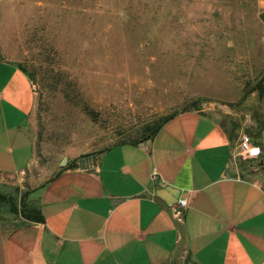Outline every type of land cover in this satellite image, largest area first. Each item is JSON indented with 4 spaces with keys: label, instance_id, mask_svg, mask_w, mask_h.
Returning a JSON list of instances; mask_svg holds the SVG:
<instances>
[{
    "label": "crops",
    "instance_id": "obj_1",
    "mask_svg": "<svg viewBox=\"0 0 264 264\" xmlns=\"http://www.w3.org/2000/svg\"><path fill=\"white\" fill-rule=\"evenodd\" d=\"M252 1L264 32V0ZM33 104L27 76L0 60V192L26 191L42 215L7 231L1 264H264V96L256 121L218 105L179 112L149 140L18 188ZM242 133L255 157L240 156ZM174 198L186 201L180 221Z\"/></svg>",
    "mask_w": 264,
    "mask_h": 264
},
{
    "label": "rangeland",
    "instance_id": "obj_2",
    "mask_svg": "<svg viewBox=\"0 0 264 264\" xmlns=\"http://www.w3.org/2000/svg\"><path fill=\"white\" fill-rule=\"evenodd\" d=\"M256 10L252 0H0V60L31 73L34 92L33 159L15 186L94 160L189 100L258 120ZM11 227L0 221V245Z\"/></svg>",
    "mask_w": 264,
    "mask_h": 264
},
{
    "label": "trees",
    "instance_id": "obj_3",
    "mask_svg": "<svg viewBox=\"0 0 264 264\" xmlns=\"http://www.w3.org/2000/svg\"><path fill=\"white\" fill-rule=\"evenodd\" d=\"M16 67L21 72H23L27 76V78L32 79V74L26 72V70L20 64L16 65ZM253 90H255L259 96H262L264 94V88L261 83H257L256 86L250 88L249 91ZM198 106V100H189L185 102L178 110L171 111L154 120H150L138 126L137 128H135L132 134H126L123 139L118 140L111 145L125 143L137 144L149 140L155 135V133L166 120L170 119L172 116L179 112L197 111L199 109ZM109 146L105 147L103 150L107 149ZM69 167L72 166L66 164L60 168ZM26 193V191L18 192L17 188L15 187L12 191L0 192V221L8 219V222H12L10 223V226L13 227L17 226L19 223L24 222H42V215L37 205H35L32 200H25Z\"/></svg>",
    "mask_w": 264,
    "mask_h": 264
},
{
    "label": "built area",
    "instance_id": "obj_4",
    "mask_svg": "<svg viewBox=\"0 0 264 264\" xmlns=\"http://www.w3.org/2000/svg\"><path fill=\"white\" fill-rule=\"evenodd\" d=\"M239 153L243 158H252L258 154V147L252 144L250 137L242 133L239 136ZM155 176L152 174L151 178L153 179ZM171 215L176 221L181 220L182 210L186 206V201L184 199H177L175 202L168 205Z\"/></svg>",
    "mask_w": 264,
    "mask_h": 264
},
{
    "label": "water",
    "instance_id": "obj_5",
    "mask_svg": "<svg viewBox=\"0 0 264 264\" xmlns=\"http://www.w3.org/2000/svg\"><path fill=\"white\" fill-rule=\"evenodd\" d=\"M64 162H65V158L64 157H62V159L60 160V162H59V165L61 166V165H63L64 164ZM175 198H176V196H175ZM175 198H174V200L173 201H171V202H174L175 201Z\"/></svg>",
    "mask_w": 264,
    "mask_h": 264
}]
</instances>
